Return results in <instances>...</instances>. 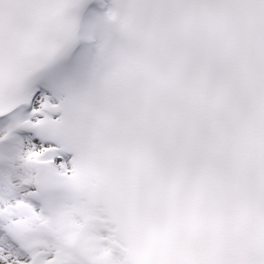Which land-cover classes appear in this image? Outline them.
<instances>
[{
	"label": "snow or ice",
	"instance_id": "6c2138e0",
	"mask_svg": "<svg viewBox=\"0 0 264 264\" xmlns=\"http://www.w3.org/2000/svg\"><path fill=\"white\" fill-rule=\"evenodd\" d=\"M0 264H264V0H0Z\"/></svg>",
	"mask_w": 264,
	"mask_h": 264
}]
</instances>
